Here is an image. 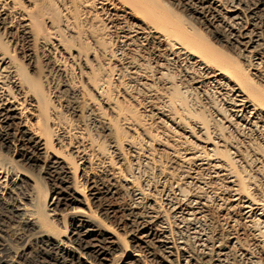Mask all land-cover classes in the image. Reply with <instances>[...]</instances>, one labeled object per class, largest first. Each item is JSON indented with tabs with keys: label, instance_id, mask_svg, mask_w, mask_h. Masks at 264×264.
Segmentation results:
<instances>
[{
	"label": "bare ground",
	"instance_id": "6f19581e",
	"mask_svg": "<svg viewBox=\"0 0 264 264\" xmlns=\"http://www.w3.org/2000/svg\"><path fill=\"white\" fill-rule=\"evenodd\" d=\"M259 127L264 0H0V264H264Z\"/></svg>",
	"mask_w": 264,
	"mask_h": 264
},
{
	"label": "rangeland",
	"instance_id": "374dc122",
	"mask_svg": "<svg viewBox=\"0 0 264 264\" xmlns=\"http://www.w3.org/2000/svg\"><path fill=\"white\" fill-rule=\"evenodd\" d=\"M217 38V37H216ZM218 40H219V38H218ZM88 43V42H87ZM20 44H22V45H20ZM19 45H17V47H16V49H17V53H16V56H18V57H20V56H22V54H24L25 52H26V46H25V44H23L22 42L20 43ZM222 42L220 41L218 44H217V47H219V48H221L220 46H222ZM219 45V46H218ZM19 46V47H18ZM89 46V45H88ZM22 47V48H21ZM149 49H151L150 47H148ZM24 52V53H23ZM39 56H38V55ZM36 55H37V57H38V60H39V63L41 62L42 63V59L40 60V54H39V52H37L36 53ZM240 60V59H239ZM238 60V63L240 62L241 63V61L242 60H240L239 61ZM240 65V64H239ZM181 65L180 64H177V65H175V66H172V68H171V70L173 71V73H172V76H174V78H173V80L175 81V82H177V81H179V82H182L183 81V83L185 82L184 80L186 79V78H183L184 77V71H181V69L179 68ZM171 71V72H172ZM175 74V75H174ZM183 78V79H182ZM188 83V82H187ZM186 83V84H187ZM183 85H185V83L183 84ZM208 86V87H207ZM216 88L217 87H214L213 85H206L205 86V92H207L206 93V95H205V97L204 98H206V100H205V104L207 103V105H205L204 107H205V109L208 111H206V115L208 116V115H211V116H213V113H214V110L213 109H211V108H213V106L212 105H214V104H216L219 108H221L222 106H224L225 105V103H226V97H225V93H224V91H220V93L221 92H223V93H221L220 95H219V90H216ZM209 89V90H208ZM207 90V91H206ZM217 91H218V93H217ZM194 95H191L188 99H187V106H192V103H195V102H202V98H203V96L202 95H199V93H195V92H192ZM196 95H198V96H196ZM222 96H223V98H222ZM224 98H225V100H224ZM216 101V102H215ZM223 101H225V102H223ZM224 104V105H223ZM225 107V106H224ZM250 129V130H249ZM249 129H243V133L240 135V133H239V135L236 133H233V134H231L232 136H236L233 140L235 141V142H239V144L241 145V147L242 148H240V150H242V151H244V152H246V151H248V152H246V154H247V156L249 157L251 154V156L248 158V159H250L249 161H250V163L251 162H253L252 161V159H253V157L256 159L257 158V156L255 157L254 155H255V153L253 152V150H252V148H254V146L255 147H258L259 145H261V142L263 141V139H264V129L263 128H261V127H259V128H249ZM262 133V134H261ZM237 140V141H236ZM261 140V141H260ZM260 143V144H259ZM253 145L252 146V148L251 147H249L250 145ZM245 147H246V149H245ZM252 150V151H251ZM263 161H261V163H262ZM261 163H260V165H261ZM263 164V166H264V163H262ZM241 166H242V162H241ZM245 166V167H244ZM249 166V163H247V165L246 164H244L243 163V166L242 167H244V169H245V172L247 171V174L248 175H251L252 176V178L254 177L257 181H259L260 180V182H262V183H260V182H258V184L260 183V184H262V186H260V189H262V191H264V178H262L263 177V175H262V173L264 174V172H261V173H258L257 171H256V169L254 168V166L251 164L250 166L251 167H248ZM263 166H262V168L261 169H263L262 171H264V168H263ZM252 170H251V169ZM254 169V170H253ZM35 172V171H34ZM33 172V173H34ZM250 172V173H249ZM257 172V173H256ZM252 173V174H251ZM256 173V174H255ZM260 174L262 175V176H260ZM34 175H36V172L34 173ZM260 178V179H259ZM262 178V179H261ZM259 179V180H258ZM262 180V181H261ZM47 190V189H46ZM2 224V221L0 220V225ZM120 233L121 234H123V231H120ZM10 243H12V244H10L12 247L14 246V247H16L17 245H16V243L15 242H13V241H11ZM148 252V253H147ZM25 253H26V257H24V258H26V259H16V258H14V255H12V254H10V258H14L15 259V261L16 262H18L19 264L22 262V263H24V264H35L34 262V260H36V256H34V249H32L31 248V246H29L28 248L26 247L25 248ZM149 253H152V254H149ZM144 254H145V257L148 259V261H151V260H154V254H157V253H155V250L153 251V250H149V251H145L144 252ZM156 257V256H155ZM150 259V260H149ZM21 261V262H20ZM21 263V264H22Z\"/></svg>",
	"mask_w": 264,
	"mask_h": 264
}]
</instances>
